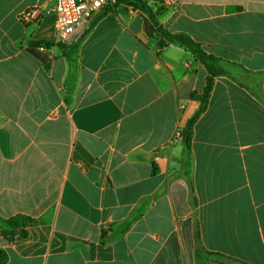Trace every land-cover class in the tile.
<instances>
[{"label":"crops","instance_id":"1","mask_svg":"<svg viewBox=\"0 0 264 264\" xmlns=\"http://www.w3.org/2000/svg\"><path fill=\"white\" fill-rule=\"evenodd\" d=\"M140 1L224 70L188 150L208 72L144 11L104 7L45 65L55 0H0V220L32 221L4 264H264V0Z\"/></svg>","mask_w":264,"mask_h":264},{"label":"trees","instance_id":"2","mask_svg":"<svg viewBox=\"0 0 264 264\" xmlns=\"http://www.w3.org/2000/svg\"><path fill=\"white\" fill-rule=\"evenodd\" d=\"M120 3H125L127 5H131L133 8L141 9L148 16V21L146 23V29L148 35H155L157 37V47L159 49L163 48L166 44H175L180 47H184L189 50L195 58L201 61L208 72V76L206 78L205 86L200 95L194 96L199 101V106L194 115L186 122L184 128L182 129V143L185 150H188L190 145V138L192 134V127L197 118L201 115V113L206 109L208 97L211 91L213 77L223 73L224 70L222 65L218 63V60L205 54L197 43L193 42L188 36L183 34H172L161 27L157 26V22L155 20V14L152 13L151 8L148 7L144 2L140 0H117L116 3L110 7H115ZM104 13V12H103ZM99 12L94 18L98 19L102 14ZM85 32L73 43L65 44L60 42H37V43H29L27 47V51L33 55L35 58L40 60L43 64H47L48 59L46 56L37 50L39 45H45L49 47L51 45L57 46L63 55V57L71 64L75 62L77 57V52L79 45L84 37ZM152 172H156V167L153 165ZM32 221L26 216H13L5 220H0V232L3 237L7 240L11 241L16 236H24L26 225L30 224ZM220 256V254H217ZM7 260V256L3 250H0V264H4Z\"/></svg>","mask_w":264,"mask_h":264},{"label":"built area","instance_id":"3","mask_svg":"<svg viewBox=\"0 0 264 264\" xmlns=\"http://www.w3.org/2000/svg\"><path fill=\"white\" fill-rule=\"evenodd\" d=\"M117 0H55L54 27L56 42L65 43L70 36L82 25L92 20L106 6H112ZM41 14L37 7L28 8L20 15L23 24L28 25L35 22ZM44 46H40L42 49ZM181 136L179 130L175 138Z\"/></svg>","mask_w":264,"mask_h":264}]
</instances>
